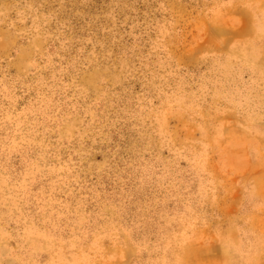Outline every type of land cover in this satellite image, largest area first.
Wrapping results in <instances>:
<instances>
[{
	"label": "rangeland",
	"instance_id": "rangeland-1",
	"mask_svg": "<svg viewBox=\"0 0 264 264\" xmlns=\"http://www.w3.org/2000/svg\"><path fill=\"white\" fill-rule=\"evenodd\" d=\"M0 264H264V0H0Z\"/></svg>",
	"mask_w": 264,
	"mask_h": 264
}]
</instances>
